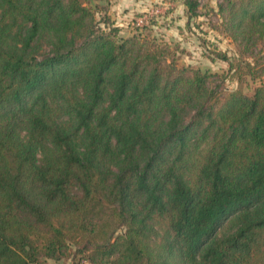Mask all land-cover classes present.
<instances>
[{
  "label": "trees",
  "instance_id": "1",
  "mask_svg": "<svg viewBox=\"0 0 264 264\" xmlns=\"http://www.w3.org/2000/svg\"><path fill=\"white\" fill-rule=\"evenodd\" d=\"M219 10L253 92L89 0H0V264H264V0Z\"/></svg>",
  "mask_w": 264,
  "mask_h": 264
},
{
  "label": "rangeland",
  "instance_id": "2",
  "mask_svg": "<svg viewBox=\"0 0 264 264\" xmlns=\"http://www.w3.org/2000/svg\"><path fill=\"white\" fill-rule=\"evenodd\" d=\"M89 1L96 8L102 27H106L105 20H108L107 26L117 27L116 33L120 37L138 33L168 42L179 56L180 64L216 73L211 79L213 84L219 85V89L225 91L241 87L246 92H253L260 84L259 78L253 79L249 75L240 78L233 72L239 53L236 42L224 31L219 5L225 0H198L195 13L188 10L185 0L152 1L148 4L149 9L145 10H141L142 7L135 10L127 8L118 3L119 0ZM258 47L262 48L259 55L264 56V46ZM219 51L227 53L233 65L232 71L229 70V62L218 54ZM44 260L50 264H92L75 248L69 256L44 257Z\"/></svg>",
  "mask_w": 264,
  "mask_h": 264
},
{
  "label": "crops",
  "instance_id": "3",
  "mask_svg": "<svg viewBox=\"0 0 264 264\" xmlns=\"http://www.w3.org/2000/svg\"><path fill=\"white\" fill-rule=\"evenodd\" d=\"M116 1H118V0H116ZM152 1L157 2L156 0H119L118 3L124 4L127 8L129 7L130 9H134L135 10V9H140L142 7L141 10H145L144 8H148L149 9V5H150V3ZM143 3H146V5L143 6Z\"/></svg>",
  "mask_w": 264,
  "mask_h": 264
},
{
  "label": "built area",
  "instance_id": "4",
  "mask_svg": "<svg viewBox=\"0 0 264 264\" xmlns=\"http://www.w3.org/2000/svg\"><path fill=\"white\" fill-rule=\"evenodd\" d=\"M158 9H156V11H157Z\"/></svg>",
  "mask_w": 264,
  "mask_h": 264
}]
</instances>
